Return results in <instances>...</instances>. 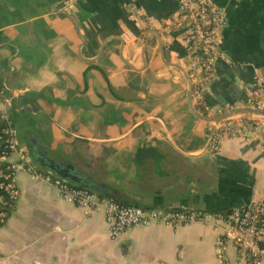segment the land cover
<instances>
[{"label": "crops", "instance_id": "1", "mask_svg": "<svg viewBox=\"0 0 264 264\" xmlns=\"http://www.w3.org/2000/svg\"><path fill=\"white\" fill-rule=\"evenodd\" d=\"M62 1L0 0V109L24 150L35 140L146 205L229 213L264 198V129L224 141L218 153L206 148L214 123L187 101L181 70L191 58L172 27L175 0ZM214 3L227 24L207 90L213 115L249 107L254 77L264 79V0ZM16 181L19 199L0 225V264L218 263L221 229L210 219L110 237L101 209L68 203L26 173Z\"/></svg>", "mask_w": 264, "mask_h": 264}, {"label": "built area", "instance_id": "2", "mask_svg": "<svg viewBox=\"0 0 264 264\" xmlns=\"http://www.w3.org/2000/svg\"><path fill=\"white\" fill-rule=\"evenodd\" d=\"M178 12L172 27L182 31V41L191 63L188 75L194 107L202 114L215 112L207 100V90L215 77V61L223 56L219 47L221 32L227 24L223 8L214 0H175ZM4 91V87L2 85ZM0 92V93H1ZM6 102L0 97V106ZM249 107L264 111V79L255 76L249 87ZM4 125L0 133V225L6 222L20 196L16 175L26 173L54 187L68 203L89 211L101 209L110 237H116L133 226H177L205 223L218 224L221 232L216 239L217 264H264V198L233 208L229 213L206 212L178 207L144 209L100 196L88 188L38 167L18 143L16 129L7 110L0 109ZM264 129V117L239 114L214 123L206 148L218 153L228 139H249ZM233 250V258L228 250Z\"/></svg>", "mask_w": 264, "mask_h": 264}, {"label": "water", "instance_id": "3", "mask_svg": "<svg viewBox=\"0 0 264 264\" xmlns=\"http://www.w3.org/2000/svg\"><path fill=\"white\" fill-rule=\"evenodd\" d=\"M67 0H63L62 3L66 2ZM149 33H154L155 31L153 30H148ZM158 37V36H157ZM159 51L161 56L163 57V51H162V44L159 42ZM147 45V40L144 43L143 51L144 53L145 48ZM168 65L175 67L177 69H180L177 65L172 64V63H167ZM181 70V69H180ZM186 82H187V101L190 107V110L192 113L205 121L208 122H213L217 123L219 121H222L226 118L239 115V114H254V115H259L264 117V111L261 110H256L252 109L250 107H240V108H235L230 111L224 112V113H219V114H214V115H205L200 113L193 105L192 102V97H191V82L188 73L185 71L181 70ZM34 147L38 148V153L34 151ZM25 151L28 152V154L31 156L32 160L41 168L48 170L66 180H68L70 183L75 184L80 187L88 188L94 192L101 193L105 195L108 198L114 199L116 201H119L123 204L126 205H136L140 206L144 209H150V208H166V207H178L177 204H174V202H169V203H164V204H159L155 206L151 205H146L143 204L139 201V199L135 196L132 195L131 193L123 190V189H118L114 188L113 186L109 185L108 183L104 181H100L82 171H80L73 163V159H68L64 157H54L50 156L46 153V151L39 146L38 143H36L35 140L30 141L27 143L25 147Z\"/></svg>", "mask_w": 264, "mask_h": 264}, {"label": "trees", "instance_id": "4", "mask_svg": "<svg viewBox=\"0 0 264 264\" xmlns=\"http://www.w3.org/2000/svg\"><path fill=\"white\" fill-rule=\"evenodd\" d=\"M1 90H3V88H2V83L0 82V92H1ZM4 94H5V92L3 91V92H1L0 93V97H3L4 96ZM3 125H4V122L0 119V133H1V129H2V127H3ZM98 193V192H97ZM100 196H105V195H103V194H101V193H98ZM106 197V196H105ZM117 200V199H116Z\"/></svg>", "mask_w": 264, "mask_h": 264}, {"label": "flooded vegetation", "instance_id": "5", "mask_svg": "<svg viewBox=\"0 0 264 264\" xmlns=\"http://www.w3.org/2000/svg\"><path fill=\"white\" fill-rule=\"evenodd\" d=\"M1 83H2V82H1ZM2 85H3L4 89H5V86H4L3 83H2ZM34 151H35L36 153H38V148H37V147H34Z\"/></svg>", "mask_w": 264, "mask_h": 264}]
</instances>
